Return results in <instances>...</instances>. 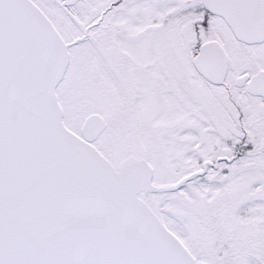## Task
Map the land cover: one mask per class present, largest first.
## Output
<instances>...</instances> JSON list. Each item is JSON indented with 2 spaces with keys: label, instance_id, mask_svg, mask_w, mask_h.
<instances>
[{
  "label": "snow or ice",
  "instance_id": "6c2138e0",
  "mask_svg": "<svg viewBox=\"0 0 264 264\" xmlns=\"http://www.w3.org/2000/svg\"><path fill=\"white\" fill-rule=\"evenodd\" d=\"M0 264H264V0H0Z\"/></svg>",
  "mask_w": 264,
  "mask_h": 264
}]
</instances>
